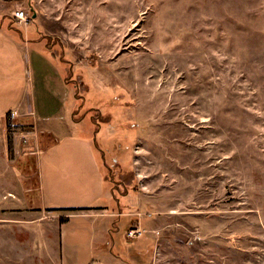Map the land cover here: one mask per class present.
Segmentation results:
<instances>
[{
	"label": "rangeland",
	"instance_id": "1",
	"mask_svg": "<svg viewBox=\"0 0 264 264\" xmlns=\"http://www.w3.org/2000/svg\"><path fill=\"white\" fill-rule=\"evenodd\" d=\"M1 21L42 41L38 124L102 168L104 264H264V0H0ZM34 130L0 127V264H58L60 218L23 154L39 131L16 149Z\"/></svg>",
	"mask_w": 264,
	"mask_h": 264
},
{
	"label": "crops",
	"instance_id": "2",
	"mask_svg": "<svg viewBox=\"0 0 264 264\" xmlns=\"http://www.w3.org/2000/svg\"><path fill=\"white\" fill-rule=\"evenodd\" d=\"M39 41L41 39H28L18 27L0 22V127H4L15 110L17 123L32 125L43 139V144L38 142L31 155L36 164L39 205L52 209L53 220L64 218L58 224V264H104L101 261L104 255L94 253V242L101 225L104 233L108 229L102 222L98 227L97 220L111 218L114 214L92 210L107 199L102 168L90 149L74 148L76 140L68 134L64 123H59L58 127L45 122L44 126L39 125L32 110L34 89L40 85L43 70L52 72L42 54L35 51L34 44ZM66 115L63 110L45 119H60ZM20 148L16 141V149ZM72 208L76 209L67 210ZM72 221H75L73 226ZM102 241L100 244L104 243Z\"/></svg>",
	"mask_w": 264,
	"mask_h": 264
},
{
	"label": "built area",
	"instance_id": "3",
	"mask_svg": "<svg viewBox=\"0 0 264 264\" xmlns=\"http://www.w3.org/2000/svg\"><path fill=\"white\" fill-rule=\"evenodd\" d=\"M12 18L17 22V24H24L26 25L28 23V16H27V13L24 11V10H15L12 12ZM18 115V112L15 111V110H12L10 116L11 118H15L17 117ZM31 136V137H30ZM36 138V130L34 131H30V132H26V134H22L21 135V140L19 142L20 146H21V149L26 147L27 144H29V140L30 139H34ZM35 150H32L30 152H24L23 154H26L27 153H30V154H33ZM39 152V151H37ZM141 235V232L138 230V229H135V228H130V230L127 231L126 233V237H137V236H140Z\"/></svg>",
	"mask_w": 264,
	"mask_h": 264
},
{
	"label": "trees",
	"instance_id": "4",
	"mask_svg": "<svg viewBox=\"0 0 264 264\" xmlns=\"http://www.w3.org/2000/svg\"><path fill=\"white\" fill-rule=\"evenodd\" d=\"M7 126L9 127V125H7ZM9 147H10V146H9ZM74 209H76V208L67 209V210H71V211H72V210H74ZM63 220H64V218L61 217V218H60V222H62ZM134 249H135V247H134ZM135 251H136V250H135Z\"/></svg>",
	"mask_w": 264,
	"mask_h": 264
}]
</instances>
